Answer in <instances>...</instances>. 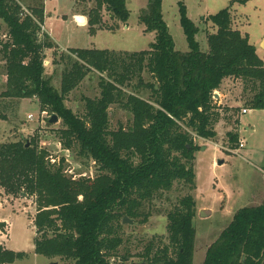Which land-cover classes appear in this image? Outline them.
Wrapping results in <instances>:
<instances>
[{"label": "trees", "instance_id": "obj_1", "mask_svg": "<svg viewBox=\"0 0 264 264\" xmlns=\"http://www.w3.org/2000/svg\"><path fill=\"white\" fill-rule=\"evenodd\" d=\"M162 1L149 0L140 15L146 30L156 34L149 50L70 48V54L61 55L64 73L59 90L46 76L45 50L54 47V41L48 32L40 33L45 1L35 0V5L27 7L20 0H0V19L7 29L5 40L0 41L7 76L0 119L11 99H37L42 110L61 118L64 149L95 162L100 170L96 176L69 175L67 158L55 159L49 148H40L38 138L0 143V187L12 195L36 198L37 254L73 264H114L112 259L123 243L125 216L149 218L146 205L171 191L178 181L195 189L199 149L195 136L213 139L217 135L220 113L214 97L225 80H243L244 89L251 92L244 108L264 109V61L248 35L233 28L230 8L209 15L216 31L207 34L209 49L203 51L196 37L199 28L186 4L179 1L180 24L189 46L182 52L176 50L164 20ZM91 2L93 6L82 13L91 31L102 23L103 10L118 21L129 19L126 0ZM23 7L30 13H24ZM92 71L100 73L101 92L97 98H86L83 118L65 101ZM145 71L154 81L145 79ZM113 104L132 114L127 128L109 130ZM230 135L237 142V134ZM196 202L193 195H185L168 212V242L161 240L158 247L151 242L144 262L193 264ZM27 255L0 244V264ZM202 264H264V200L235 213L208 246Z\"/></svg>", "mask_w": 264, "mask_h": 264}, {"label": "rangeland", "instance_id": "obj_2", "mask_svg": "<svg viewBox=\"0 0 264 264\" xmlns=\"http://www.w3.org/2000/svg\"><path fill=\"white\" fill-rule=\"evenodd\" d=\"M29 7L35 0H20ZM47 21L45 30L51 32L54 47L46 49V76L60 90L64 65L60 63L62 54H70V48L111 49L117 52H137L149 50L155 41V32L147 31L141 23L140 15L147 8L149 0H126L130 16L127 22L113 19L106 10L102 12V23L97 30L91 31L89 25L79 23L74 14H82L93 6L92 0H44ZM179 1H183L189 17L199 28L196 35L201 49H209L207 34L215 32L216 27L208 20L209 15L221 9L230 8L233 28L248 35L250 43L255 45L258 55L264 61V0H163L162 12L169 31L175 40L176 50L188 51L189 46L180 24ZM87 17V16H86ZM88 20V17H87ZM6 25L0 19V38L5 39ZM49 33V32H48ZM50 35V34H49ZM56 60V61H55ZM51 61V62H50ZM6 63L0 58V96L6 90ZM146 80L154 81L148 71ZM100 73L90 72L85 79L66 96V105L83 118L86 114V98L100 96ZM241 79L228 78L222 89L215 93V109L219 114L215 123L217 135L213 139L195 136L199 149L195 153L196 187L191 190L184 182H176L171 191L146 205L149 218L141 216L133 223H123L122 245L113 257L114 264H132L143 262L145 248L154 242H168L167 214L174 209L185 195L195 197L196 214L193 225L196 229L193 264H202L208 246L218 238L235 213L248 206L260 205L264 200V109H249L245 114V102L251 98V92L244 89ZM9 102L10 99H6ZM6 115L0 119V143L19 139L38 138L40 148H49L55 159L67 158L68 174L96 176L99 165L79 157L76 151L64 149L61 130L64 128L61 118L50 124V111L43 113L35 98L11 99ZM32 114L33 119L28 116ZM109 130L128 127L132 114L119 104L109 109ZM237 134L233 142L230 134ZM62 143H61V141ZM244 142L243 147H239ZM219 161H223L219 164ZM12 195L0 187V244L16 252L25 251L28 255L10 264H73L61 258L50 259L35 252V238L40 236L34 225L37 213L35 197ZM206 210L207 215L201 211ZM5 219V220H4ZM3 220V221H2ZM124 256V257H123ZM126 256V257H125ZM124 258V259H123Z\"/></svg>", "mask_w": 264, "mask_h": 264}, {"label": "water", "instance_id": "obj_3", "mask_svg": "<svg viewBox=\"0 0 264 264\" xmlns=\"http://www.w3.org/2000/svg\"><path fill=\"white\" fill-rule=\"evenodd\" d=\"M75 18H76V20L79 23H84V22L87 21L86 16L83 15V14H79V15L77 14V15H75ZM58 121H59V117L56 114H53L50 117V119H48L49 125L50 124L57 123ZM222 163H223V161H219V164H222ZM24 195H26V194H24ZM201 213H202L203 216L204 215H207V211L206 210H202ZM123 223H130V224H132L133 223V219L129 218L128 216H125L123 218ZM52 264H58V263L57 262H53ZM132 264H149V263L143 261V262H133Z\"/></svg>", "mask_w": 264, "mask_h": 264}, {"label": "built area", "instance_id": "obj_4", "mask_svg": "<svg viewBox=\"0 0 264 264\" xmlns=\"http://www.w3.org/2000/svg\"><path fill=\"white\" fill-rule=\"evenodd\" d=\"M23 12L24 13H30V10L27 8V7H23ZM44 32H46V30H45V24H43L42 25V29H41V36L43 35V33ZM7 36V35H6ZM6 36H5V38H6ZM1 37V36H0ZM2 39L0 38V41H1ZM5 40V39H4ZM249 111V109H246V108H244L243 109V113H247ZM43 113L45 114V113H47V111H43ZM30 119H33V115L32 114H30L29 116H28ZM244 146V142H240V144H239V147H243Z\"/></svg>", "mask_w": 264, "mask_h": 264}, {"label": "crops", "instance_id": "obj_5", "mask_svg": "<svg viewBox=\"0 0 264 264\" xmlns=\"http://www.w3.org/2000/svg\"><path fill=\"white\" fill-rule=\"evenodd\" d=\"M46 4V3H45ZM45 15H46V6H45ZM74 15H76V14H74ZM86 19H87V17H86ZM46 21H47V16L45 17V23L44 24H46ZM88 21V20H87ZM84 24V23H83ZM85 24H86V22H85ZM48 32H49V34L52 36V34H51V32L48 30ZM52 40L54 41V43H56L55 42V40H54V38L52 37ZM57 44V43H56ZM51 62V61H50ZM5 220V219H4ZM3 221V220H2Z\"/></svg>", "mask_w": 264, "mask_h": 264}, {"label": "bare ground", "instance_id": "obj_6", "mask_svg": "<svg viewBox=\"0 0 264 264\" xmlns=\"http://www.w3.org/2000/svg\"><path fill=\"white\" fill-rule=\"evenodd\" d=\"M85 23V22H84Z\"/></svg>", "mask_w": 264, "mask_h": 264}]
</instances>
